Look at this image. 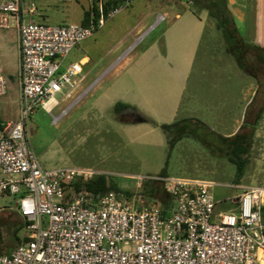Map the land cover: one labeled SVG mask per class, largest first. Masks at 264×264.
<instances>
[{"label":"rangeland","instance_id":"rangeland-1","mask_svg":"<svg viewBox=\"0 0 264 264\" xmlns=\"http://www.w3.org/2000/svg\"><path fill=\"white\" fill-rule=\"evenodd\" d=\"M92 1L43 0L48 24H80L83 10ZM179 1L183 0H131L70 52L65 64L84 62L83 82L51 114L38 108L28 122L29 147L44 169H90L112 183L117 195L134 199L137 206H158L150 199L151 182L147 178L212 182L216 201L233 199L245 186H264L263 140L255 137L240 179L235 175V165L225 157L228 147L219 140V136L228 137L238 123L242 125L250 96L247 87H256L253 80L263 75L252 66L251 78L237 67L213 18L206 17L204 33L180 91L174 69L148 81L147 88L131 87L134 84L128 70L149 44L158 42L161 49L163 31L175 21L174 14L184 9L185 3L179 5ZM156 15L164 19L155 23ZM251 59H247L248 65ZM144 98L157 105L155 111L140 102ZM125 99L140 103L136 107L139 113L158 125L185 118L200 120L210 132L197 131L206 144L189 136L170 149L159 127L149 122H119L113 106ZM131 117L126 121H134ZM16 202L17 196L0 193V254H9L17 246L16 239L27 236L24 222L16 216ZM229 209V203H220L216 211Z\"/></svg>","mask_w":264,"mask_h":264},{"label":"built area","instance_id":"built-area-1","mask_svg":"<svg viewBox=\"0 0 264 264\" xmlns=\"http://www.w3.org/2000/svg\"><path fill=\"white\" fill-rule=\"evenodd\" d=\"M130 3L107 17L99 7L97 23L87 27L29 20L34 4L22 0L0 5V29L18 31L20 94L18 119L0 120V193L17 196L27 229V240L0 254V264H264V186H245L233 199L216 201L212 182L147 178L159 183L166 202L137 206L114 191L75 192L73 184L97 173L44 169L29 147L34 110L51 114L84 80V62L65 64L67 56ZM163 19L158 15L155 23ZM6 90L0 75V99ZM220 203L231 209L216 211Z\"/></svg>","mask_w":264,"mask_h":264},{"label":"crops","instance_id":"crops-1","mask_svg":"<svg viewBox=\"0 0 264 264\" xmlns=\"http://www.w3.org/2000/svg\"><path fill=\"white\" fill-rule=\"evenodd\" d=\"M22 1L37 3H35L37 6L34 4L35 11L26 15L27 19L40 23H49V15L43 8V0ZM3 2L4 0H0V5ZM181 3H185L183 11L176 12L174 14L175 21L163 31L161 49L158 42H153L136 56L135 62L128 70V74L134 84V86H131L132 88H136V90L147 88L148 81L153 82L156 76H161L165 71L168 72L174 69L176 79L178 80V77L180 79L178 84L179 91L182 89L180 85L185 79L195 52L199 47L200 37H202L205 30L207 12L200 11L194 14L191 9V0L179 1V5ZM226 5L229 17L232 19L231 21L236 30L235 38L243 40V45H240L244 52L245 66L247 68V72L244 73L254 78L251 73L254 67L261 72H259L261 76L263 75L262 79L253 80L256 83V87L253 84H249L247 87L250 96L246 101L247 105L244 111L241 133L244 136L252 135L249 149L250 160L255 137L263 140L262 146L264 147V0H226ZM165 15L167 17L166 13ZM244 42L249 47H245ZM173 55L176 57L172 58ZM247 56L252 58L249 65L247 64V59L249 58H246ZM18 61V31L16 27L12 26L10 29L5 30L0 29V75L7 81L6 93L0 99V120L2 121L17 120L19 117ZM128 89V87H125V91H128ZM146 101V98L140 100L141 103L150 107V111H155L157 105ZM121 102L135 108L140 107V103L129 102L126 99L121 100ZM172 116L173 114H171ZM239 127L240 124L238 123V126L234 128L231 134L237 131ZM230 135L228 137L232 136ZM16 216L20 217L17 214Z\"/></svg>","mask_w":264,"mask_h":264},{"label":"trees","instance_id":"trees-1","mask_svg":"<svg viewBox=\"0 0 264 264\" xmlns=\"http://www.w3.org/2000/svg\"><path fill=\"white\" fill-rule=\"evenodd\" d=\"M125 0H94L89 8L84 9L83 17L80 22V26L87 27L91 23L96 24L100 14L99 7L101 9V14L103 17L107 15L114 9L118 8L123 4ZM192 1V11L197 14L200 11H206L207 15L213 18L216 22V27L219 31H222V36L224 44L226 47V52L232 56L236 62L237 67L243 72H247L245 66V56L241 48L243 45V40H237L236 30L233 22L228 14V9L226 5V0H191ZM229 27V28H228ZM241 44V45H240ZM244 46H248L244 42ZM249 47V46H248ZM113 114L119 122L122 123H136V120L140 122H149L161 129L167 138V144L170 149H172L175 144L186 137L192 136L199 139L201 142H205V137L198 134V130L204 129L208 131L207 126L198 119L195 118H185L174 120L169 124L158 125L155 121L145 117L140 114L137 109L129 104L116 102L113 106ZM128 116L134 121H126ZM194 126H190V125ZM194 127V128H193ZM242 130V125L239 130ZM239 130L231 137L219 136V140L228 147V151L225 154L227 160L235 165L236 177L240 179L243 176L245 168L249 163L250 146L252 135L244 136ZM209 132V131H208ZM253 132V131H252ZM210 133V132H209ZM206 144V142H205ZM150 186V199L158 205H163L166 201L164 199L163 193L159 183L151 181ZM73 190L75 192L90 191L93 193H106L108 191H118V189L109 183L103 175H97L94 179L78 180L73 184ZM25 223H24V225ZM22 227V226H21ZM27 240L26 237L21 239H16L17 246L24 243Z\"/></svg>","mask_w":264,"mask_h":264},{"label":"water","instance_id":"water-1","mask_svg":"<svg viewBox=\"0 0 264 264\" xmlns=\"http://www.w3.org/2000/svg\"><path fill=\"white\" fill-rule=\"evenodd\" d=\"M136 123H141V122H140V120L138 119V120H136Z\"/></svg>","mask_w":264,"mask_h":264}]
</instances>
